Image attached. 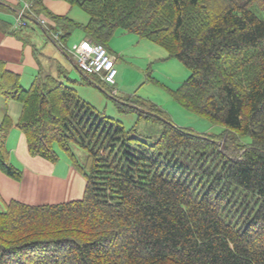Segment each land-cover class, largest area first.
<instances>
[{"label": "trees", "instance_id": "16d2710c", "mask_svg": "<svg viewBox=\"0 0 264 264\" xmlns=\"http://www.w3.org/2000/svg\"><path fill=\"white\" fill-rule=\"evenodd\" d=\"M64 1L88 21L27 0L19 27L55 30L59 40L81 28L106 48L116 29L147 39L190 71L174 100L225 129L215 139L121 99L138 119L162 122L150 143L96 112L73 86L38 72L24 88L0 61V94L22 105L16 126L28 153L54 163L64 152L85 179L80 199L5 205L0 264H264V0ZM12 126L5 113L0 173L19 181L5 145ZM230 133L250 140L235 143ZM74 146L86 151L83 163Z\"/></svg>", "mask_w": 264, "mask_h": 264}, {"label": "crops", "instance_id": "0c3cea01", "mask_svg": "<svg viewBox=\"0 0 264 264\" xmlns=\"http://www.w3.org/2000/svg\"><path fill=\"white\" fill-rule=\"evenodd\" d=\"M62 2L64 0H43L44 6L52 9L56 12V15H67L76 21V17L69 15L70 4L65 3V1L64 3L67 4L65 5ZM12 6L18 7V9H14ZM28 7L27 1L0 0V61L3 63L5 69L19 75L22 87L29 86L38 72L49 74L58 79V66L62 68V72L61 70L60 72L64 73V76L60 77L61 81L71 82L67 73L74 70L85 78L84 73L77 67L73 54L78 44L68 49L65 45L66 39L59 40L60 37L55 30H49V33L46 34L42 30L43 27H39L47 43H45L46 45H40L33 42V37L37 34L38 29L32 27V23H30V26L19 27L21 25H18V14L19 12L26 11ZM87 18L82 21L86 23L88 21ZM41 21H43L44 27L48 28V23L44 19H41ZM120 31L121 33H117L120 35L115 37L124 39L128 43V46L123 49L116 42H113L110 47H107L108 52L115 57L114 66L118 60L116 52L123 54V52L132 50L135 44L139 46L140 43L143 48H147L146 50L159 52V59L166 60L168 58L167 52L162 47L147 39L139 38L133 33ZM54 39L57 42H54ZM125 70L124 64H120L119 68H117L114 83L109 86L117 85L120 87L125 78L121 73ZM117 93V90L113 91V95H117ZM3 102L5 106L2 108L5 109L3 113H6L13 123L5 142L8 150V161L14 166L22 168L23 177L19 181H16L0 173V202L2 201L6 205L11 200L16 199L29 204H54L80 199L83 196L85 187L84 177L74 167L70 166L66 169L64 166V168H60L57 165L58 160L52 163L41 157L31 156L27 151L24 134L16 126L22 109L21 104L10 98H6ZM20 165H23V167ZM41 197H45L44 199L46 197H59L60 200L56 202H30L37 201Z\"/></svg>", "mask_w": 264, "mask_h": 264}, {"label": "rangeland", "instance_id": "374dc122", "mask_svg": "<svg viewBox=\"0 0 264 264\" xmlns=\"http://www.w3.org/2000/svg\"><path fill=\"white\" fill-rule=\"evenodd\" d=\"M23 1L26 2L27 0ZM12 8L18 9V7L14 6H12ZM49 11L53 14H56V12H54L52 9ZM69 15L76 17V22L85 24L83 21L85 18H87V13H85V11L79 6H71ZM33 27L38 29L37 34L33 37V42L40 45H46L47 43L41 34L39 26L33 24ZM120 30L121 29L115 30L111 37L112 39L110 38L111 40L107 42V47H110L111 43L113 42H116V44L123 49L128 46V43L124 39L115 37L120 35L117 34L121 33ZM84 38V33L81 28H75L71 30L65 41L66 48H72L73 45L78 44L79 41L83 40ZM146 49L147 48H143L140 43L139 46L135 44L132 50L123 52V54H118L119 52H116L118 60L115 66L119 68L120 64L123 63L126 67V70L121 73L125 78L123 79L120 87L117 85H106L93 75H90V79H85L75 70L67 73L71 82H63L71 84L76 90L77 95L91 104L94 110L96 109V112L101 113L105 117L119 121L125 130H130L135 127V130L131 132V135L142 137L150 143L158 138L163 127L162 122L147 118L138 119V111L123 110L118 106V102L127 99L133 103H139L142 106H146V108L156 109L160 111L162 115H168L178 126L188 128L200 134L213 136L215 139L218 138V134L225 129L224 126L211 123L206 119L187 111L173 98L172 91L189 76L190 71L178 59L167 58L166 60H161L159 59V52ZM60 70L62 72L61 66H58L57 74L59 80H61L60 77L62 78V76H64V73H61ZM23 87L28 88L29 86ZM113 89L117 90V95H113ZM5 99L6 97H3L0 94V118H2L1 116H4L3 112L5 109L2 108L5 107L3 105V100ZM157 116L160 118L159 115ZM230 136L232 137V141L235 143H247L250 140L248 136H239L237 134L235 135V133H230ZM219 141L222 144L221 150L226 154L230 153L231 145L227 143L225 139H221ZM73 150L79 161L83 163L85 160L86 151L81 147L77 148L75 146ZM189 160L187 159L186 162H189ZM57 165L60 168H64L65 166L66 169L70 166L73 167L65 153L61 151H59ZM20 166L23 167V165ZM74 169L80 175H82L80 170H77L75 167ZM44 198L45 197H41V199H38L37 201L30 202H56L57 200H60L59 197ZM4 208L5 205L1 201L0 210H3Z\"/></svg>", "mask_w": 264, "mask_h": 264}, {"label": "built area", "instance_id": "2783aa9c", "mask_svg": "<svg viewBox=\"0 0 264 264\" xmlns=\"http://www.w3.org/2000/svg\"><path fill=\"white\" fill-rule=\"evenodd\" d=\"M22 22L18 20V25ZM74 58L78 68L86 74H97L106 84H113L116 75L115 57L106 47L91 40L83 39L74 49Z\"/></svg>", "mask_w": 264, "mask_h": 264}, {"label": "water", "instance_id": "95a60500", "mask_svg": "<svg viewBox=\"0 0 264 264\" xmlns=\"http://www.w3.org/2000/svg\"><path fill=\"white\" fill-rule=\"evenodd\" d=\"M157 116V115H156ZM158 117V116H157ZM222 140H224V139H222ZM218 144H219V146H220V148L222 147V144L220 143V141H218Z\"/></svg>", "mask_w": 264, "mask_h": 264}, {"label": "bare ground", "instance_id": "6f19581e", "mask_svg": "<svg viewBox=\"0 0 264 264\" xmlns=\"http://www.w3.org/2000/svg\"><path fill=\"white\" fill-rule=\"evenodd\" d=\"M204 118V117H203ZM229 132V131H228Z\"/></svg>", "mask_w": 264, "mask_h": 264}]
</instances>
